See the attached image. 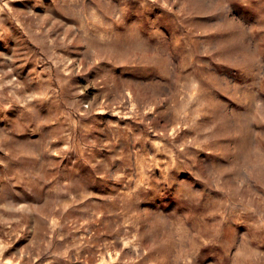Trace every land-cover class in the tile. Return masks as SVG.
<instances>
[{"label":"rangeland","instance_id":"obj_1","mask_svg":"<svg viewBox=\"0 0 264 264\" xmlns=\"http://www.w3.org/2000/svg\"><path fill=\"white\" fill-rule=\"evenodd\" d=\"M0 264H264V0H0Z\"/></svg>","mask_w":264,"mask_h":264}]
</instances>
